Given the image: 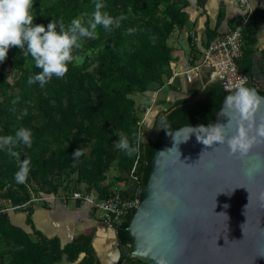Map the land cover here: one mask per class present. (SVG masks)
Instances as JSON below:
<instances>
[{
  "label": "trees",
  "instance_id": "1",
  "mask_svg": "<svg viewBox=\"0 0 264 264\" xmlns=\"http://www.w3.org/2000/svg\"><path fill=\"white\" fill-rule=\"evenodd\" d=\"M102 2L105 5L102 11L114 18L123 15L126 19L111 32L101 26L97 29L98 38L83 40V47L76 54L91 51L93 69L88 67L90 57H84L82 66L69 64L63 79L54 77L40 87L38 83L28 85V77L40 70L34 67L30 57H23L19 48H10L7 59L0 62V136L14 135L23 127L31 130L33 140L31 148L21 145L17 149L21 160L30 161L29 176L24 184H17L14 179L17 162L0 151V200L11 206L29 200V190L36 197L58 191L67 195L82 180L87 192L104 198L113 189L110 182H103L104 174L111 166H115L126 187H134L130 177L132 171L137 178L139 201L148 177V164L160 140L181 124H207L230 93L223 90L218 81H211L202 85L200 99L193 100L198 83H186L185 96L174 99L170 106L155 115L146 138L138 143V153L131 158L126 156L116 148V142L125 135L131 141L132 133H137L139 115L148 107L142 104L135 108L131 96L156 91L163 85L174 89L166 84L172 59V48L167 40L175 29L186 24L184 7L187 0ZM94 4L95 0H35L34 23L46 27L51 20H63L67 26L77 17L86 23L94 11ZM195 5H199V0H195ZM262 16L264 5L249 13L241 31V55L234 59L238 71L247 78L252 76L251 60L256 52L255 21ZM240 17L236 18L232 28ZM204 28L201 49L214 35L213 30ZM129 29L134 31L129 34ZM190 44L194 56L190 61L192 64L201 49L199 51ZM259 72L264 79L261 63ZM246 86L255 87L258 94L264 96V88L249 84L248 80ZM13 100L17 102L13 104ZM21 110L24 113H20ZM162 117H166V121ZM78 148L83 153L79 163L72 155ZM120 195L131 197L125 190ZM16 211L23 213V223L29 228L26 230L10 223L7 212L0 210V246L5 247H0V264H55L61 260L99 264L90 244V233H79L61 245L56 236L47 237L33 226L31 203ZM133 211L115 228L119 249L129 244L125 227ZM79 253L82 255L76 260ZM126 261L128 264H147L136 258Z\"/></svg>",
  "mask_w": 264,
  "mask_h": 264
},
{
  "label": "water",
  "instance_id": "2",
  "mask_svg": "<svg viewBox=\"0 0 264 264\" xmlns=\"http://www.w3.org/2000/svg\"><path fill=\"white\" fill-rule=\"evenodd\" d=\"M224 101L203 126L227 125ZM260 115L264 106L258 122ZM199 126L181 124L154 148L143 195L126 221L129 244L123 253L115 245L108 264L126 256L147 264H264V143L237 159L226 144L199 142Z\"/></svg>",
  "mask_w": 264,
  "mask_h": 264
},
{
  "label": "clouds",
  "instance_id": "3",
  "mask_svg": "<svg viewBox=\"0 0 264 264\" xmlns=\"http://www.w3.org/2000/svg\"><path fill=\"white\" fill-rule=\"evenodd\" d=\"M35 0H0V62L7 59L10 48H19L23 57H30L34 67L40 71L28 77L29 86L39 84L47 85L54 77L63 79L69 71V64L79 63L80 57L76 53L83 47V40L98 38V27H103L111 32L113 28H119L120 22L126 17L121 15L114 18L102 11L105 7L102 0H95L94 11L86 23L79 17L73 18L66 26L63 20H51L45 27L43 24H35L33 10ZM255 3L253 0V8ZM43 10V9H42ZM41 15H44L41 11ZM134 31L129 29L128 33ZM247 78H242L230 93L225 97L223 114L230 117L227 125L215 124L195 128L197 140L208 147L227 145L228 154L237 159L248 156L252 147L264 143V115L261 113L264 106V96L258 94L255 87L246 86ZM11 95V93H9ZM18 100V98H17ZM13 100V104L17 102ZM166 121V117H162ZM162 127L163 124L161 125ZM228 130H233L228 134ZM32 132L30 129L19 128L14 135L0 136V151L17 162L18 170L14 179L17 184L26 183L30 172V161L21 160L17 150L21 145L32 147ZM139 136L132 133L130 141L128 136H120L116 142V148L133 157L138 153ZM79 148L72 154L81 156ZM250 174V172H249ZM228 207V205H225ZM228 218V217H227ZM159 264H166L164 260Z\"/></svg>",
  "mask_w": 264,
  "mask_h": 264
},
{
  "label": "crops",
  "instance_id": "4",
  "mask_svg": "<svg viewBox=\"0 0 264 264\" xmlns=\"http://www.w3.org/2000/svg\"><path fill=\"white\" fill-rule=\"evenodd\" d=\"M248 2L250 3V6L252 8L253 0H248ZM254 3V8H261L264 5V0H254ZM237 5V0H199V5H195V0H188V5L185 11L186 24L182 29H175L172 32L173 35L170 37L171 39L167 41L168 45L172 48V59L169 62L170 77L168 78L166 84L172 85L176 90L184 91L182 87H184L186 83L184 82L183 76L178 72L190 66V61L194 57L193 53L190 50L192 45L190 43H184L185 35L187 33H192L198 36L201 41L203 39L205 26L209 31H214V35L211 39H213L216 35L228 32V30L232 28L236 18L242 13L241 9H238ZM255 22L256 54L253 55V58L255 55H260L262 52V58L264 62V16L257 17ZM193 46L198 48L200 51V44ZM199 58L200 53L198 55V58L193 60V62L198 61ZM259 74V69L258 72H256V70L252 72V77L254 79L253 84L256 86H260ZM196 78H201L205 83L208 79L211 81H215V76H213L211 74V71L206 68H202ZM159 92L160 89L157 93ZM153 105L154 103L150 105L148 112L149 115H152L156 111L155 108H157V106L153 108ZM148 121L149 119H147V122ZM51 202H43L39 205H33L30 214V219L33 223V226L41 231L45 236H56L60 243L62 236L69 235L67 234L66 228L72 227L74 229L73 234L72 236H68V241H70L72 237L76 236L79 233L86 232L88 229L94 226V222L89 220L88 217H86L87 221L84 219V222H81V220L83 221V219L81 218V211L78 207L75 206V203L77 202L71 200L64 201L57 198L52 199ZM69 202H73L74 206H68L70 205ZM79 205H83L85 208H89L86 204H79L78 202L77 206ZM11 221V223L16 226H22L21 228L25 226V224L23 223V215L20 212L12 213ZM98 230L107 231L106 228L102 226ZM93 246H95L94 243ZM113 255V252H107L100 256V259L103 263L104 260H109L110 262V259Z\"/></svg>",
  "mask_w": 264,
  "mask_h": 264
},
{
  "label": "built area",
  "instance_id": "5",
  "mask_svg": "<svg viewBox=\"0 0 264 264\" xmlns=\"http://www.w3.org/2000/svg\"><path fill=\"white\" fill-rule=\"evenodd\" d=\"M237 4L242 13L236 25L228 30V32L216 35L206 47L201 49L198 61L193 62L190 66L178 72L183 76L185 83L194 81L202 68L209 69L211 74L215 76V81H218L225 91L232 90L237 83L241 82L242 78H247L238 71L234 59L241 55V31L252 8L248 0H237ZM189 36L192 44H200V38L198 36L192 33H189ZM149 108L150 106L144 110L136 122L139 138L141 127L146 122ZM131 172L130 177L137 183L136 176ZM137 194L138 192L136 191L131 197H122L120 193L112 192L104 198H99L90 192L75 188L67 195L60 193L32 197L20 205L10 206L9 209L15 210L23 208L31 201L50 203L54 198L62 200L69 199L86 204L93 213H97V218L101 221L102 225L109 228H116L134 210L138 203Z\"/></svg>",
  "mask_w": 264,
  "mask_h": 264
},
{
  "label": "rangeland",
  "instance_id": "6",
  "mask_svg": "<svg viewBox=\"0 0 264 264\" xmlns=\"http://www.w3.org/2000/svg\"><path fill=\"white\" fill-rule=\"evenodd\" d=\"M187 5H188V0H187ZM187 5L184 7V11H186ZM237 7H238V5H237ZM238 9H240V8L238 7ZM172 35L173 34L171 33L169 38H168V40L171 39L170 37ZM190 42H191V39H190L189 33H187L185 35L184 43L185 44H189ZM254 54H256V52ZM77 55H79L80 61H79L78 64L77 63H73V64L82 66L83 63H84V57L88 56V57H90L88 59H91V63L89 64L88 67L90 69H93L94 61L92 60L93 54H92L91 51L81 52V53H78ZM262 56H263V53L260 54V55H255L254 56V65L253 66H254L256 72H258L260 63L264 65ZM194 81H196V83H198V86H197V92L194 95L193 100H198V99H200L201 87H202V85H204L205 82L201 78H196V79H194ZM212 81H214V80H212ZM206 82H211V80L208 79V80H206ZM166 86L167 85H164L163 87L162 86L159 87L157 89L158 91L160 89L159 93H157L158 92L157 90L156 91H152L151 90V91H146V92H142V93H135L134 95L131 96V98L134 101V107L135 108H138V106H140L142 104H147L148 106H150L152 103H154L153 108L155 106H157V108H155L156 109L155 113H153L152 115L148 114L145 124L141 127L139 142H141L142 140H144L146 138L147 133L151 129V124H152V121H153V118L155 117V115H157L159 112L165 110L168 106H170L174 99H176L178 97H184L185 96L184 91L167 88ZM187 86L188 85L185 84L184 87H182V88L185 90V88ZM20 113H24V110H21ZM33 113L35 114L36 111L34 110ZM147 119H149L148 122H147ZM81 159L82 158L79 156L77 158V163L82 162ZM71 177H74V174H72ZM120 178L121 177L118 175V171L116 170L115 166H111L106 171V173L104 174L103 182L104 183L110 182L112 184V188L113 189H110L112 192L121 193L122 191L125 190L127 196H133L134 193L136 192V190L138 189L137 183L134 181V187L133 186L132 187H129V186L126 187L123 179L122 178L120 179ZM77 188L82 190V191H86L84 189L85 188V181H83V180L80 181V183L77 185ZM29 189H32V188L29 187ZM29 194H30V198L36 197L35 193L32 190H29ZM56 194H60V191H58ZM67 200H69V199H66L64 201H67ZM71 201H73V200H71ZM29 203H31V205L33 206V205L42 204L43 202L31 201ZM77 203H75V206L78 207L80 209V211H81V218L83 219V221L81 220V222H84V219L87 221L86 217H88L89 220L94 222V226H92L86 232L91 234L90 244H91V247L93 248L95 256L96 255L102 256L103 254H105L107 252H113L114 253V247H115V245H117L116 244V239H115V228L114 227L109 228V227H106V226L102 225L101 221L97 218V213H93V211H91L87 207L85 208L83 205L77 206ZM69 204L70 205H68V206H70V207L74 206L73 202H69ZM79 204H81V203H79ZM10 206L11 205H9L7 203V201L0 200V210H4V211L7 212L8 219H9V221L11 223L12 222L11 221L12 213L19 212V211H16L18 209L10 210L9 209ZM20 213H22V212H20ZM22 215H23V213H22ZM101 226L106 228V230L108 232L105 231V230H103V231L102 230H98ZM28 228L29 227L26 226V225L23 227V229H26V230H28ZM66 229H67V234L72 236L74 229L72 227H68ZM100 231H102V232H100ZM69 235H66V236H62L61 235L62 236L61 237V242H60L61 245L65 244L69 240L68 239ZM101 237H103V238H101ZM93 243H94L95 246H93ZM0 247L5 248L3 245H1ZM79 255L81 257L82 253L78 254L77 259H78ZM132 258H134V257H132V256H128L127 257V259H132ZM55 264H74V263H67L64 260H61L59 262H56ZM122 264H124V263H122Z\"/></svg>",
  "mask_w": 264,
  "mask_h": 264
},
{
  "label": "flooded vegetation",
  "instance_id": "7",
  "mask_svg": "<svg viewBox=\"0 0 264 264\" xmlns=\"http://www.w3.org/2000/svg\"><path fill=\"white\" fill-rule=\"evenodd\" d=\"M120 250V253H123V248L122 249H119ZM127 257L128 256H126V257H120L119 259H118V261H117V264H119L121 261H122V263H124V264H128L127 263Z\"/></svg>",
  "mask_w": 264,
  "mask_h": 264
},
{
  "label": "bare ground",
  "instance_id": "8",
  "mask_svg": "<svg viewBox=\"0 0 264 264\" xmlns=\"http://www.w3.org/2000/svg\"><path fill=\"white\" fill-rule=\"evenodd\" d=\"M110 259V258H109ZM109 263V260H104V264H108Z\"/></svg>",
  "mask_w": 264,
  "mask_h": 264
}]
</instances>
